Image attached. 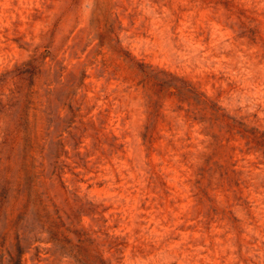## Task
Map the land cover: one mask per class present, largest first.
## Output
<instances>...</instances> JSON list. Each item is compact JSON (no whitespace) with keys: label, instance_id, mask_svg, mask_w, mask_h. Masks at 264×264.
Masks as SVG:
<instances>
[{"label":"rangeland","instance_id":"obj_1","mask_svg":"<svg viewBox=\"0 0 264 264\" xmlns=\"http://www.w3.org/2000/svg\"><path fill=\"white\" fill-rule=\"evenodd\" d=\"M0 264H264V0H0Z\"/></svg>","mask_w":264,"mask_h":264}]
</instances>
